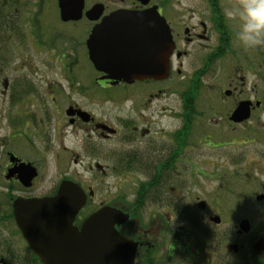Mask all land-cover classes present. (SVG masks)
Masks as SVG:
<instances>
[{"label": "flooded vegetation", "instance_id": "flooded-vegetation-1", "mask_svg": "<svg viewBox=\"0 0 264 264\" xmlns=\"http://www.w3.org/2000/svg\"><path fill=\"white\" fill-rule=\"evenodd\" d=\"M7 1L0 22V225L13 226L31 259L37 256L12 206L54 197L69 180L85 196L73 221L78 229L102 206L128 214L115 228L134 243V264H264V247L254 248L264 239V46L246 49L237 39L242 21L229 14L241 0ZM153 9L173 42L168 76L126 82L96 69L88 47L93 29L115 12ZM36 58L65 84L39 85L19 74ZM106 174L131 175L127 206L105 192ZM253 200L259 218L243 216ZM33 260L8 254L0 264H42Z\"/></svg>", "mask_w": 264, "mask_h": 264}, {"label": "water", "instance_id": "water-1", "mask_svg": "<svg viewBox=\"0 0 264 264\" xmlns=\"http://www.w3.org/2000/svg\"><path fill=\"white\" fill-rule=\"evenodd\" d=\"M88 47L96 69L131 82L166 78L173 42L163 18L153 9L115 12L93 29ZM84 201L80 186L69 180L61 182L54 197L16 200L15 223L31 251L42 264H134V243L115 228L128 214L102 206L78 229L73 221ZM260 247L264 239L254 245L255 250Z\"/></svg>", "mask_w": 264, "mask_h": 264}, {"label": "rangeland", "instance_id": "rangeland-1", "mask_svg": "<svg viewBox=\"0 0 264 264\" xmlns=\"http://www.w3.org/2000/svg\"><path fill=\"white\" fill-rule=\"evenodd\" d=\"M26 1H31V0H26ZM30 53L32 52L30 51ZM16 64H17L16 61L10 62V65H12V67ZM26 65H28V67L26 66L24 70L21 71L19 74H24L25 79L35 84L45 85L47 82H53V81H58L61 84H65V79L62 77H59L55 73L54 68L46 67L38 58H36L34 62H26ZM33 69H38L39 73L35 75L34 73H32ZM81 79L84 81L86 80V78H81ZM175 82H176V78H174L173 83L169 82V84L171 86H175L176 85ZM260 118H264V116L260 114ZM249 148L253 150L256 148V145L253 144ZM248 161L250 163L251 162L255 163L256 155L249 153ZM250 173H251V176L257 177L255 170L253 171L251 170ZM80 176H82L83 179H88V177L93 176V175L83 173V174H80ZM119 176H120V180H119ZM130 176L131 175H128V174L127 175L106 174L105 181H104V184L106 185L105 192H107V194L109 195L113 193L120 195L121 199L125 202L126 206L132 199L133 190H134V184L130 180ZM121 177H125L124 182H122ZM114 180H115L114 185H111ZM98 184H100L98 181L93 183V186L95 187L96 192H97L96 189L99 186ZM119 185H120V188L117 189L116 186H119ZM254 191L256 190L254 189ZM102 193L103 191L99 190L97 192L98 197ZM227 205L231 207L233 213L236 216H238L239 213L243 211L241 204L237 201H230V204L227 203ZM244 213L245 214L243 216L245 215L249 216L253 214L254 217H258V216L260 217V205L258 206V204H256L255 201L253 200L251 203L247 204V210H245ZM6 224L7 225H3V224L0 225L1 228L3 229L2 231H0V258L8 257V254H9V258L16 257L24 261H29L31 259L29 255L30 253L27 252L26 247L23 245L24 244L23 240H21L20 237L17 236V233H15V230L10 223H6ZM219 253L220 252L218 251V254Z\"/></svg>", "mask_w": 264, "mask_h": 264}, {"label": "clouds", "instance_id": "clouds-1", "mask_svg": "<svg viewBox=\"0 0 264 264\" xmlns=\"http://www.w3.org/2000/svg\"><path fill=\"white\" fill-rule=\"evenodd\" d=\"M229 15L242 21L236 36L243 47L264 46V0H241L237 10Z\"/></svg>", "mask_w": 264, "mask_h": 264}, {"label": "trees", "instance_id": "trees-1", "mask_svg": "<svg viewBox=\"0 0 264 264\" xmlns=\"http://www.w3.org/2000/svg\"><path fill=\"white\" fill-rule=\"evenodd\" d=\"M5 1L6 0H0V22L2 21V18H3V16H4V9H5V6L6 5H10V1H7L6 3H5ZM34 256V255H33ZM20 259V258H19ZM33 259H35V260H38V258L37 257H33ZM33 259H30V261L31 260H33ZM22 260V259H21ZM34 261V260H33Z\"/></svg>", "mask_w": 264, "mask_h": 264}]
</instances>
